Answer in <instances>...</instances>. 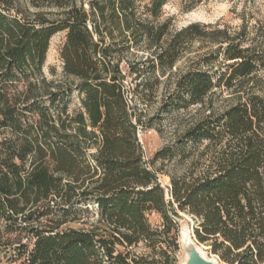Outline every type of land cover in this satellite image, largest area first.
Masks as SVG:
<instances>
[{
  "label": "trees",
  "instance_id": "16d2710c",
  "mask_svg": "<svg viewBox=\"0 0 264 264\" xmlns=\"http://www.w3.org/2000/svg\"><path fill=\"white\" fill-rule=\"evenodd\" d=\"M167 1L146 10L158 17ZM169 24L150 22L136 0H0V245H18L11 259L171 264L153 256L160 232L149 215L177 240L181 211L221 261L264 264V54L198 22L167 39ZM59 32L65 83L43 71ZM184 35L218 46L204 60L222 56L224 69L180 75L162 109L196 106V115L147 162L141 104L155 92L153 72L173 68ZM143 47L154 50L144 58ZM73 89L80 106L71 110ZM157 159L181 165L160 169L166 188ZM141 243L151 250L139 252Z\"/></svg>",
  "mask_w": 264,
  "mask_h": 264
},
{
  "label": "rangeland",
  "instance_id": "374dc122",
  "mask_svg": "<svg viewBox=\"0 0 264 264\" xmlns=\"http://www.w3.org/2000/svg\"><path fill=\"white\" fill-rule=\"evenodd\" d=\"M25 1V0H23ZM152 0H136L139 11L144 17H148L149 21H154L155 24L163 23L170 20L169 33L167 39L171 38L175 33L182 30L191 23H201L209 26V30L226 28L229 34L236 37L235 43L241 41L243 45H251L256 53L264 54V0H168L164 5L158 17H152L146 7L149 6ZM65 32H59L54 35L50 42V48L47 54L44 73L48 79H57L65 83L67 81L63 73V62L60 58V51L65 41ZM190 36L184 35L178 40L180 55L170 71L162 74L159 71H154L152 76H157L159 81L155 82V92L151 99L144 104H141L145 109L144 121L146 125L139 131V139L145 153V160L151 162L156 153L161 149L173 145L177 137L190 125L196 115V106L188 108H179L171 111H163L162 105L168 95V92L175 91L177 79L186 71L201 67L204 70L214 72L217 69H224L222 56L211 63H205L204 54L216 49L218 46L209 43L206 40L189 39ZM181 45V46H179ZM154 49L143 47L138 51L139 56L144 58L152 53ZM216 55V54H215ZM54 69L53 73L51 69ZM259 75L264 76V67L259 68ZM19 89L23 83H15ZM254 82L251 81L250 85ZM257 90V86L255 87ZM71 96L70 109L74 110L80 106V97L78 92L73 89ZM226 93L218 100L217 105L224 107L230 103L223 102ZM1 139V136H0ZM163 165H166L165 170H176V161L168 163L161 159L155 160V168L158 170L160 181L166 188L170 185V177L161 172ZM177 172H181V165L177 166ZM94 215H82V218H89L90 222L96 221ZM91 217V218H90ZM183 228L193 231L195 221L193 217L185 212L179 211L176 216H173ZM152 227L158 229L160 235L157 237L153 256L160 262L168 259L171 264H184L186 253L182 248L181 238L177 239L176 231L164 230V221L160 215L155 213L149 215ZM72 227L79 228V222L70 224ZM168 229V228H167ZM196 239V236L194 234ZM197 240V239H196ZM199 243V241L197 240ZM18 245H0V264H24L22 260L16 258L11 259V254H14ZM32 248V245H28ZM199 246L205 250L210 256L216 257L221 264H227L219 259L211 250V246L205 243H199ZM146 243H141L137 250L141 253L149 251ZM151 250V249H150ZM15 259V261H14Z\"/></svg>",
  "mask_w": 264,
  "mask_h": 264
},
{
  "label": "water",
  "instance_id": "95a60500",
  "mask_svg": "<svg viewBox=\"0 0 264 264\" xmlns=\"http://www.w3.org/2000/svg\"><path fill=\"white\" fill-rule=\"evenodd\" d=\"M180 238L182 248L186 253L184 264H221L216 257L210 256L205 250L206 254L202 252L193 231L191 232L181 226Z\"/></svg>",
  "mask_w": 264,
  "mask_h": 264
},
{
  "label": "bare ground",
  "instance_id": "6f19581e",
  "mask_svg": "<svg viewBox=\"0 0 264 264\" xmlns=\"http://www.w3.org/2000/svg\"><path fill=\"white\" fill-rule=\"evenodd\" d=\"M202 250V252L204 253V254H206V252L203 250V249H201Z\"/></svg>",
  "mask_w": 264,
  "mask_h": 264
}]
</instances>
